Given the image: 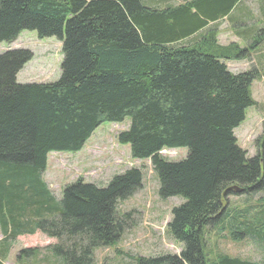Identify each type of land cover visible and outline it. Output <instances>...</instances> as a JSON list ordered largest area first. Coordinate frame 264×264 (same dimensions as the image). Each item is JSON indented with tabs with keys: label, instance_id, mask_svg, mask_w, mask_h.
<instances>
[{
	"label": "trees",
	"instance_id": "obj_1",
	"mask_svg": "<svg viewBox=\"0 0 264 264\" xmlns=\"http://www.w3.org/2000/svg\"><path fill=\"white\" fill-rule=\"evenodd\" d=\"M157 1L0 0V41L33 30L56 37L62 53L58 79L40 83L16 81L30 50L0 53V264L8 239L36 231L56 240L48 250L62 264H94L96 249L114 245L130 216L118 214L117 203L141 188L140 169L117 173L105 186L79 178L59 199L43 172L50 152H77L102 122L125 118L117 142L132 159H150L161 199H183L166 225L183 244L179 254L134 264H258L212 252L206 237L218 226L264 249V131L252 157L233 133L254 104L256 72L233 73L224 62L245 57L260 34L250 47L218 43L217 24L209 22L229 18L240 0ZM180 147L187 153L178 161L159 153ZM256 194L241 209L226 201ZM27 257L36 264L38 250L17 255L31 264Z\"/></svg>",
	"mask_w": 264,
	"mask_h": 264
},
{
	"label": "rangeland",
	"instance_id": "obj_2",
	"mask_svg": "<svg viewBox=\"0 0 264 264\" xmlns=\"http://www.w3.org/2000/svg\"><path fill=\"white\" fill-rule=\"evenodd\" d=\"M167 1L171 5L183 2ZM221 26L217 34V41L221 45L236 42L241 48L250 47L248 45L252 42L251 38L256 34H260L258 39L261 38L260 43L249 49L242 59L224 61L233 73L246 70L256 72L250 86L254 104L246 109L244 120L233 131L238 146L246 151L248 157H252L256 153L255 141L264 131V0H240L226 19V23ZM10 47L28 49L33 54L17 73V82L40 83L58 79L62 53L61 42L56 37L39 38L35 31L23 30L11 44L0 41V53ZM128 124V118L120 123L102 122L79 151L51 152L43 172V180L59 199L62 187L79 178L97 186H105L117 173H122L130 167L140 169L141 188L117 203L118 214H130L127 227L114 245L95 250L94 264H134L136 258L178 255L183 247V244L171 238L166 227L171 218L172 207L180 204L183 199L179 196L161 199L157 193L159 185L150 159H132L129 147L118 144L117 133L126 129ZM186 153L185 147L160 151V155L169 161H178L184 158ZM260 196L261 194H256L245 198L243 195H230L226 201L227 204L231 203L241 209L250 203L253 204ZM217 229L218 226L210 227L206 237L208 248L212 252H222L264 264L263 247L250 238L232 240L224 231ZM6 242L9 249L1 260L2 264H25L17 259V255L22 249L28 248L38 250L36 264H62L50 256L48 250L56 240L40 231L18 235ZM25 261L34 264L30 257Z\"/></svg>",
	"mask_w": 264,
	"mask_h": 264
},
{
	"label": "crops",
	"instance_id": "obj_3",
	"mask_svg": "<svg viewBox=\"0 0 264 264\" xmlns=\"http://www.w3.org/2000/svg\"><path fill=\"white\" fill-rule=\"evenodd\" d=\"M167 0H162L161 2H166ZM159 2V0L157 1V3ZM162 4V3H161ZM226 19L225 18H223V19H219V20H217V21H213V22H209V24L208 25H211V26H213L214 24H217V32L219 33L220 32V30H221V24L222 23H226V21H225ZM202 30H200L199 32H201ZM199 32H197V33H199Z\"/></svg>",
	"mask_w": 264,
	"mask_h": 264
},
{
	"label": "bare ground",
	"instance_id": "obj_4",
	"mask_svg": "<svg viewBox=\"0 0 264 264\" xmlns=\"http://www.w3.org/2000/svg\"><path fill=\"white\" fill-rule=\"evenodd\" d=\"M13 43V42H12ZM9 44H11V43H9Z\"/></svg>",
	"mask_w": 264,
	"mask_h": 264
}]
</instances>
